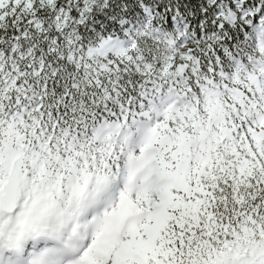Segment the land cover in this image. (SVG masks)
<instances>
[{
  "label": "snow or ice",
  "instance_id": "1",
  "mask_svg": "<svg viewBox=\"0 0 264 264\" xmlns=\"http://www.w3.org/2000/svg\"><path fill=\"white\" fill-rule=\"evenodd\" d=\"M0 264H264V0H0Z\"/></svg>",
  "mask_w": 264,
  "mask_h": 264
}]
</instances>
